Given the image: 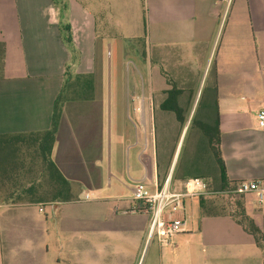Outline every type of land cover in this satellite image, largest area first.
Segmentation results:
<instances>
[{
	"label": "crops",
	"instance_id": "0c3cea01",
	"mask_svg": "<svg viewBox=\"0 0 264 264\" xmlns=\"http://www.w3.org/2000/svg\"><path fill=\"white\" fill-rule=\"evenodd\" d=\"M83 3L0 0V14L16 18L8 35L0 31L6 58L0 78V135L7 136L0 145V264H140L142 259V264H164V249L152 244L150 216L129 210L136 205L132 193L137 182L144 181L154 192L170 178L172 189L182 188L185 180L173 176L177 151L171 158L159 157L155 116H144L138 95L139 116H105V92L94 64L97 27L104 26L105 16ZM143 6L147 36L156 41L196 40L214 31L230 8L231 52L217 62L212 96L218 105L220 148L229 181L264 178V128L258 124L264 81L242 79L250 72L243 70L245 14L257 39L255 57L264 58V0H143ZM154 66L165 78L167 92L170 76L160 63ZM249 93L253 99L248 108L257 116L240 114ZM58 96L61 114L51 159L68 181L66 189H58L39 149ZM194 198L201 207V197ZM260 215L247 216L261 230ZM227 216L232 217L211 214ZM51 217L58 224L54 242ZM84 223L90 224L88 232L107 242L85 250L86 240L80 238ZM94 249L96 256L86 261ZM111 255H117L112 262ZM167 264H179L178 254L174 258L171 252Z\"/></svg>",
	"mask_w": 264,
	"mask_h": 264
},
{
	"label": "rangeland",
	"instance_id": "374dc122",
	"mask_svg": "<svg viewBox=\"0 0 264 264\" xmlns=\"http://www.w3.org/2000/svg\"><path fill=\"white\" fill-rule=\"evenodd\" d=\"M62 1L58 0L60 3ZM65 1L69 4V0ZM83 2L93 13L99 12L105 16L100 22L104 26L97 27L94 44V64L99 68L98 76H101L105 92V116H110V112L111 116H139L135 112L140 114L141 102H134L135 96L138 95L143 100L144 116H155L159 157L165 160L171 158L177 151L175 172H180L181 176L205 174L211 158L213 167L216 166L199 124L201 122L210 124L213 116H216L214 110L208 112L206 107L214 103L212 96L217 62L225 52H231L227 45L230 8L221 20L219 19L214 31H208L196 40L186 41L184 38L180 41H156L147 36L143 0H83ZM246 17L248 31L243 46L245 53L243 70L250 72H244L242 79L249 82L264 81V58L255 57L257 39L250 31L249 14H245V19ZM15 26L16 18L11 20L10 17L3 16V13L0 14V31L3 35H8L7 31L12 28L14 30ZM3 59H6L5 53ZM155 62L160 63L168 75L177 82V86L184 89L179 103L185 116V122L182 124L174 113L164 111L160 107L167 97L163 90L167 84L159 73V68L154 66ZM225 78L229 76L226 75ZM252 99L250 93L246 95L243 102L245 107L240 111L242 116H257L254 110L248 108V102ZM205 179L211 186L212 193L205 196L210 201L211 211L233 217L235 215L241 220L237 205L239 200L242 202L241 194L217 193L220 189L213 179L210 180L208 177ZM244 195L245 214L249 216L253 213L261 214L259 222L262 234L256 237L249 233L235 217H211L199 207V198H188L184 210L188 231L174 235L168 247H163L160 241H157V236L152 240V244H159L164 249V264H167L173 251L174 258L178 254L179 264H264V201L259 203L254 195ZM47 210L50 211V208ZM139 215L144 214H137ZM50 220L54 242V239L58 240L55 230L58 224L55 218L51 217ZM88 225L90 224H83V233L80 237L82 242L86 240L83 244L85 250L86 246L91 249L93 243L107 242L106 237L102 235L96 237L88 232ZM110 242L120 243L115 240ZM145 253L146 250L143 258ZM93 256H96L95 249L93 254L85 257V260L90 262ZM116 258L117 255L108 257L110 262ZM142 262L143 259L140 264Z\"/></svg>",
	"mask_w": 264,
	"mask_h": 264
},
{
	"label": "trees",
	"instance_id": "16d2710c",
	"mask_svg": "<svg viewBox=\"0 0 264 264\" xmlns=\"http://www.w3.org/2000/svg\"><path fill=\"white\" fill-rule=\"evenodd\" d=\"M66 41L67 43L71 44V35L70 33H68V30H67ZM4 53H5V45L2 42H0V78L3 77ZM168 83L172 85V88L166 92L167 98L161 103L160 107L164 111L174 113L176 115L175 116L176 119L182 124L185 122V116L183 114L184 111L178 102L179 97L182 94V89H179L177 87L176 81H174L170 77H168ZM206 109H207L206 111L208 112L210 110H214V112L216 113V116H213L212 123L205 124L201 122L199 124V127L201 128L205 138L207 139V144L209 145V152L210 154L213 155L214 163L216 164V166L213 167L212 165L213 163H211L212 161V158H211L210 165L208 166L205 174H202V175L191 174L188 176H181L180 172L177 173L174 170L173 176L175 179L182 178L184 180L193 178V177H202V178L208 177L210 178V180L213 179V181L218 185L220 190L236 189L240 182H231L227 179L226 167H225L224 160L222 158V153H221V148H220L221 133L219 129L218 105L217 103H213L212 105L207 106ZM60 114H61L60 96H58L57 99L55 100V104L53 108L51 128L41 134L39 149H40L41 157L46 167V170L49 172L50 177L52 178L54 183L57 185L58 189H66L69 186V183L66 180V178L63 176V174L60 172L56 164L51 159V151H52L55 139H56V134H57L59 120H60ZM6 137L7 136L0 135V145ZM163 182L164 181H161V187L163 186ZM209 188H211L210 184H209ZM241 196H242L241 197L242 202H240L239 200V202H237V205H239V214L242 217V219L239 220L237 219V216L234 215L235 220L240 222L244 226L245 230H247L249 233L254 234L256 237H258V235L262 234V232L260 228L255 224L254 220L245 214V207H244L245 195L241 194ZM209 203L210 201L208 200V198L201 197V208L206 211L207 215H211V214L216 215V216L225 215V214L211 211V207L209 206Z\"/></svg>",
	"mask_w": 264,
	"mask_h": 264
},
{
	"label": "built area",
	"instance_id": "2783aa9c",
	"mask_svg": "<svg viewBox=\"0 0 264 264\" xmlns=\"http://www.w3.org/2000/svg\"><path fill=\"white\" fill-rule=\"evenodd\" d=\"M258 124L264 128V108L258 112ZM211 193L207 180L201 177L185 180L180 190L172 189L170 178H167L163 186L154 192L144 181H140L135 184L132 193V199L136 205L129 211L149 215L150 235L157 236L161 245L168 247L174 235L188 231V222L183 215L186 199L205 197ZM217 193L252 194L259 203H262L264 178L241 181L236 189L219 190ZM85 199L89 200L90 195L86 194Z\"/></svg>",
	"mask_w": 264,
	"mask_h": 264
}]
</instances>
